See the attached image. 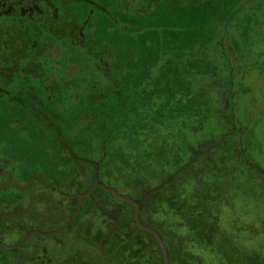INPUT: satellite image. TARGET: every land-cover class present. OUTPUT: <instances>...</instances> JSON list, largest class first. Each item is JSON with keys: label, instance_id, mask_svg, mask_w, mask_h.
<instances>
[{"label": "rangeland", "instance_id": "rangeland-1", "mask_svg": "<svg viewBox=\"0 0 264 264\" xmlns=\"http://www.w3.org/2000/svg\"><path fill=\"white\" fill-rule=\"evenodd\" d=\"M71 6L85 36L83 43L54 41L66 48L48 60L56 67V109L37 103L11 108L0 99V165L20 168L13 176L21 180L20 187L0 191V202L21 196L28 205L22 181L32 170L43 167L46 178L60 182L69 172H91L65 143L77 158L100 160L99 180L132 197L138 191L125 182L128 174L164 164V176L175 169L176 157L187 160L190 146L233 125L235 132L211 151V161L195 168L203 173L201 230L213 227L227 264H258L264 258V176L242 158L264 172V0H75ZM86 9L88 20L79 15ZM40 116L60 135L43 128ZM29 120L41 134L26 132ZM76 185L70 190L76 192ZM101 221L80 218L54 239L32 235L21 252L36 264H100L102 253L82 247L79 236L98 230ZM54 224L43 216L36 227L49 231ZM162 229L175 252L171 231ZM22 233L0 228V242L15 244ZM200 259L212 261L204 253Z\"/></svg>", "mask_w": 264, "mask_h": 264}, {"label": "trees", "instance_id": "trees-1", "mask_svg": "<svg viewBox=\"0 0 264 264\" xmlns=\"http://www.w3.org/2000/svg\"><path fill=\"white\" fill-rule=\"evenodd\" d=\"M232 115L233 113L230 116L233 117ZM231 126H228L224 134L219 137L205 139L196 146H190L187 160L183 161L180 157H176V160L173 161L175 169L164 176L159 172L168 167L162 164L158 167L146 168V172L141 170V174H136L134 171L126 176L125 181L121 175L123 165L117 167L118 175L120 174L125 182H131L132 185H135L134 188H137L136 192H138L134 193L132 198L139 200L147 193L140 202V219L142 223L154 228L162 237L167 247L169 264H207L201 262V253L210 255L212 261L209 264H227L229 262L222 257L223 243H215V233H211L213 227L210 228L209 233L201 230L200 216L206 212L202 208L201 202L197 203V201L199 200L203 173L195 168L201 163L200 161L210 162L211 151L230 139L235 132V128L233 125ZM70 155L78 165L92 166L87 161L82 162L76 158L72 152ZM105 156L102 157L105 158ZM242 160L246 166L264 176V172L260 168L245 158ZM98 163L101 164V161L99 160ZM168 163L169 161L166 162V165ZM0 169V191L21 186L17 183L16 177L11 174L7 176L1 167ZM12 169L16 174V166H13ZM67 176V180L57 181L55 185L45 184L42 187L30 186V188L24 185L30 193L28 205L24 204L21 196L18 199L9 198L0 202V228L17 229L24 235L30 230L37 229V224L41 223L43 216H46L47 220H53L55 223L51 230L58 229L72 215L77 204V195L85 192L95 182L94 170L88 173L81 170L75 176L69 172ZM80 176L85 177V182L82 185H80V181H76V177ZM153 176L158 180L152 185ZM75 183L78 184L75 186L76 192L70 190V187ZM34 188L38 191L37 194L32 195ZM54 194L65 199V204L64 200L57 204L53 197ZM85 210L86 214L83 215ZM133 212V204L119 200L112 193L97 187L88 197L84 198L79 214L65 230L72 229L80 218H101L102 225L98 230L96 229L92 233L87 231L84 234L86 236L79 233L82 247L99 250L102 253L100 264H163L162 252L154 236L136 227ZM152 214L161 220L159 222L157 219L152 220ZM159 223L163 225L159 226ZM162 226L171 231L169 235L178 245L175 252L169 246ZM54 236L56 235H53L52 239ZM216 239H218L217 236ZM22 250L23 246L15 249H5L0 246V264H36V262L30 263L29 258L24 257ZM153 257L154 261L152 262ZM263 259L258 264H264ZM242 264H250V262Z\"/></svg>", "mask_w": 264, "mask_h": 264}, {"label": "flooded vegetation", "instance_id": "flooded-vegetation-1", "mask_svg": "<svg viewBox=\"0 0 264 264\" xmlns=\"http://www.w3.org/2000/svg\"><path fill=\"white\" fill-rule=\"evenodd\" d=\"M74 1L0 0V99L2 103L11 108L18 105L38 106L37 103L42 104V107L47 105L56 109L54 105L57 100L55 98L57 90L53 73L56 67L50 65L48 60L49 57L61 55L63 49L66 48L61 44L55 45L54 41L65 39L71 44H76L78 41L83 43L81 37L85 36L77 25L80 22L76 19L78 14L71 6ZM80 13L79 15L85 20H88L91 14L87 9L84 13L81 11ZM55 46L59 51H56ZM45 118L44 116L38 117L41 126L50 129L55 136L60 135L59 129ZM34 121L24 122L26 123L24 128H27V133L36 137L41 133L38 129L31 130ZM65 147L72 152L66 143ZM87 162L92 165L90 166L91 171L97 168L98 172L100 164L97 161ZM1 168L7 176L14 174V171ZM44 169L42 167L32 170L29 173L32 177L27 181L23 180L22 185L39 187L45 184L55 185L57 180L46 178ZM83 170L88 171L86 168ZM16 181L20 184L21 180L17 178Z\"/></svg>", "mask_w": 264, "mask_h": 264}, {"label": "water", "instance_id": "water-1", "mask_svg": "<svg viewBox=\"0 0 264 264\" xmlns=\"http://www.w3.org/2000/svg\"><path fill=\"white\" fill-rule=\"evenodd\" d=\"M97 187L103 189L104 191L112 193V195L119 200L126 201V202L133 204V206H134L133 216H134V222H135L136 227L139 230L148 232L154 236V238H155L156 242L158 243L160 250L162 252L163 264H169L167 247H166L162 237L154 228H152L151 226H149L147 224L142 223V221L140 219V202L142 201L143 197L147 193H145L139 200H135L132 197L122 195L120 192L117 191V189H115L111 186H107L99 180L97 168L95 170V182L85 192H81L77 195V204H76V207H75L72 215L58 229H54V230H50V231H41L39 229H33V230H30L29 232H27L26 234H24L22 236V238L17 243L6 245V244H3L0 242V246H2L5 249H15V248H19L20 246H22L32 235H40L43 237H50L53 235L61 234L74 221V219L79 214L84 198L88 197L93 192V190Z\"/></svg>", "mask_w": 264, "mask_h": 264}]
</instances>
